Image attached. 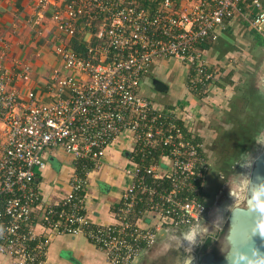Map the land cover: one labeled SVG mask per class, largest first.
<instances>
[{"label": "built area", "instance_id": "1", "mask_svg": "<svg viewBox=\"0 0 264 264\" xmlns=\"http://www.w3.org/2000/svg\"><path fill=\"white\" fill-rule=\"evenodd\" d=\"M37 1L42 13L51 5L60 32L80 37L84 48L57 46L64 70L49 83L47 101L33 90L21 94L0 54V264L8 257L47 264V242L61 233H83L110 263L133 264L162 231L196 226L209 211L201 116L191 103L155 102L142 84L157 60L176 58L202 108H215L221 74L213 79L205 48L233 21L264 38V0ZM26 73L23 64L18 78ZM113 145L129 151L127 181L113 220L96 223L86 213L89 176L107 165ZM56 148L76 169L62 197L46 203L39 176Z\"/></svg>", "mask_w": 264, "mask_h": 264}, {"label": "rangeland", "instance_id": "2", "mask_svg": "<svg viewBox=\"0 0 264 264\" xmlns=\"http://www.w3.org/2000/svg\"><path fill=\"white\" fill-rule=\"evenodd\" d=\"M44 15L41 12L42 18L45 17ZM51 19L54 22L53 15ZM229 28L230 30L226 32V36L231 43L224 42V39H220L219 37L205 48V62L208 64L213 63L212 67L215 72L213 79L216 78V74H221L219 81L224 84L221 88H217L218 85L214 84L217 86H215V90H220L223 97V102L221 101L215 108L214 105H211L210 108L208 106L202 108L204 99H201L188 87L189 73L186 64L176 58L160 59L159 62H165V59H169V62L163 64V67H161L164 74L158 73L162 65L156 66L154 73H151V70L149 72V82L147 83L145 80L142 84L141 92L146 96L156 94L157 96L154 101L162 105L181 103L177 94L182 90L183 84L187 87V94L195 98L196 101L194 102L193 100L194 103L188 99H185L182 103L194 105L197 115L201 116L196 123L198 126L196 129H200L205 136L206 150L211 163V169L207 178L210 193V214L208 215L207 213L204 220L196 226L170 228L162 231L155 245L150 249L143 250L133 264H165L168 260L173 261L174 264H203L209 259L218 260L223 255V248L225 247L229 212L236 204L244 205L246 203L247 193L241 192L240 189L245 183L248 185L250 169L255 154L260 152L264 147V121L262 120V123H257L256 118L257 110L258 112L260 110L264 115V44H261L264 38L252 30L251 26L245 22L233 21L230 23ZM58 33L61 32L56 30L55 36L53 34L50 42L52 43L51 47L54 56L56 59H59L60 64H53L51 68H45L50 71L38 81L42 86L38 90L36 86L34 87L35 80L32 79L34 67L29 61H25L23 64L24 68L25 66L28 67V73H26V76L19 77L18 79L25 82L26 87L21 90L16 85L21 94L27 95L33 90L41 101L49 100L51 92L48 85L51 81L52 84L56 83L54 78L60 69H63L62 58L57 48L60 43L55 44L63 35L59 39ZM77 38L80 40V37ZM67 45L75 49L73 42L69 41ZM221 51L225 53H221ZM228 56L232 58L231 61H228ZM228 74L231 82L223 78L224 75ZM158 76L167 80L166 83L170 85L171 91L160 92L155 90L152 79ZM174 92L176 94H173ZM240 131L250 134L252 137L250 139H241L243 134L241 135ZM9 137L10 133L6 132L2 139L6 141ZM122 141L124 142L125 140ZM117 147L119 145L110 146L109 150L111 148L116 149ZM56 149L52 150L56 151ZM124 152V162L126 164V156H128L126 152L129 151ZM68 156L72 158L71 155L68 154ZM108 158L110 160L109 154ZM72 161V167L68 175L69 179L72 171L76 169L73 158ZM47 166L48 164L40 172H44ZM104 168L105 165L101 169H95L92 172H100ZM90 177L91 174L89 176V185L91 183ZM69 179L68 185L70 183ZM88 188L86 190V205ZM230 191L236 195L230 196ZM119 201L120 199L117 202ZM115 208L112 204L110 211L112 220L115 215ZM86 213H88L87 210ZM62 234L69 233L56 234L47 242V264H49V244L56 236ZM188 237H192V239L189 240ZM200 238H205L203 241L207 239L205 241L207 243L200 245ZM88 240L92 242L89 238ZM95 245L98 246L97 244ZM105 257L109 264H112L106 254ZM2 264L18 263L12 257H8Z\"/></svg>", "mask_w": 264, "mask_h": 264}, {"label": "crops", "instance_id": "3", "mask_svg": "<svg viewBox=\"0 0 264 264\" xmlns=\"http://www.w3.org/2000/svg\"><path fill=\"white\" fill-rule=\"evenodd\" d=\"M50 6L43 11L45 17L42 18L41 7L37 4V0H0V54L4 55L3 63L11 72L13 78L11 83L21 90L26 87V83L18 79V73L21 72V64L25 61H29L34 67L32 79L35 80L34 87L36 86L38 90L42 87L38 81L50 71L45 68L60 64L59 59L54 56L50 42L53 34L55 36V31L60 32L51 19L53 8ZM61 35L63 36L60 39ZM57 36L60 40H57L55 44L74 40L63 33H58ZM222 37L228 38L226 34ZM168 62L169 59H165V62L157 60L151 67V73H154L155 67L159 65L162 66L158 73H163L161 67ZM149 74L145 78L147 83ZM154 78L167 82L161 76ZM168 86L170 89L169 84ZM169 89L167 91H171ZM187 92V87L183 84L182 90L177 94L179 101L184 102L188 99L194 103L195 98L189 96ZM156 96L152 94V97ZM123 148L122 145L116 149L111 148L108 153L110 160L107 161L104 170L91 173L86 210L96 223H106L112 220L110 213L112 204H115L122 195L127 181L122 170L125 165ZM48 152L46 153L48 166L39 176L46 203L60 199L67 191L68 175L73 163L72 158L65 152L60 150ZM48 263L109 264L104 251L90 242L83 234L56 236L49 244Z\"/></svg>", "mask_w": 264, "mask_h": 264}, {"label": "water", "instance_id": "4", "mask_svg": "<svg viewBox=\"0 0 264 264\" xmlns=\"http://www.w3.org/2000/svg\"><path fill=\"white\" fill-rule=\"evenodd\" d=\"M153 85L155 90L160 92H165L169 89L167 83L157 78L153 79ZM126 154L129 155V152H126ZM262 182H264V147L260 152L255 154L253 159L252 167L250 169L246 203L244 205L236 204L229 212L228 228L225 238V247L223 248V255L218 260L209 259L203 264H234V260L230 259V257L235 255L250 256L252 255L253 249L264 254V238H262L256 230L259 220L264 219V217H261L249 207V197L251 192ZM237 209L242 213V235L237 241L236 247L233 248L229 245V237L233 229L232 214L233 211ZM241 264H246V262L241 261Z\"/></svg>", "mask_w": 264, "mask_h": 264}, {"label": "clouds", "instance_id": "5", "mask_svg": "<svg viewBox=\"0 0 264 264\" xmlns=\"http://www.w3.org/2000/svg\"><path fill=\"white\" fill-rule=\"evenodd\" d=\"M241 192H248V185L245 183L241 189ZM229 195H236L235 193L229 192ZM249 207L261 217H264V182H262L258 187L254 188L249 197ZM233 229L229 237V245L233 248L236 247L237 241L242 235L241 225L243 223L242 213L237 209L233 211L232 214ZM258 234L264 238V219H260L257 225ZM189 240L192 237H188ZM234 260V264H241V261H245L246 264H264V254L260 253L258 250L253 249L252 255H235L230 257Z\"/></svg>", "mask_w": 264, "mask_h": 264}, {"label": "trees", "instance_id": "6", "mask_svg": "<svg viewBox=\"0 0 264 264\" xmlns=\"http://www.w3.org/2000/svg\"><path fill=\"white\" fill-rule=\"evenodd\" d=\"M230 30V28H228L227 30H225L222 34H221V36H220V39H222L223 37V34H226V32H228ZM224 39V42L226 41V42H228V43H231V41H229L227 38H223ZM73 43H74V45H75V49L76 50H83V48L84 47H82L81 45H80V40L77 38V37H74V40H73ZM227 43V44H228ZM261 44L263 45L264 44V39H262V41H261ZM206 46V45H205ZM221 53H225L224 51H221ZM227 76V77H226ZM223 78H225V79H228L230 82H231V80H230V78H229V74L228 75H225ZM217 85L218 86H220V87H222V86H224V84L222 83V82H217ZM202 85H198V87H197V89L198 90H202ZM233 101V100H232ZM231 101V102H232ZM233 105H234V103H233ZM256 110V109H255ZM257 123H262V120L264 121V115H263V113H261L260 112V110H259V112H258V110H257ZM255 118V119H256ZM254 119V120H255ZM241 132V135L243 134V136H242V138L241 139H247V138H251L252 136L250 135V134H247V133H244L243 131H240ZM240 136V135H239ZM197 138H200V139H202L201 137H199V136H196ZM210 169H211V165H209V171H208V174H209V172H210ZM207 189H208V185H207ZM205 190V192H204V195H205V197L207 198V204L209 205V200H210V193H209V190ZM203 199V198H202Z\"/></svg>", "mask_w": 264, "mask_h": 264}, {"label": "flooded vegetation", "instance_id": "7", "mask_svg": "<svg viewBox=\"0 0 264 264\" xmlns=\"http://www.w3.org/2000/svg\"><path fill=\"white\" fill-rule=\"evenodd\" d=\"M153 80V79H152ZM152 84H153V81H152ZM154 86V85H153ZM210 214V212L208 211V215ZM160 238V236L158 237V239ZM158 239H157V241H158ZM205 238H200V245H203L204 243L206 244L207 242H205V241H207V239L205 240V241H203ZM156 241V242H157ZM165 264H174V262L173 261H171V260H168Z\"/></svg>", "mask_w": 264, "mask_h": 264}]
</instances>
